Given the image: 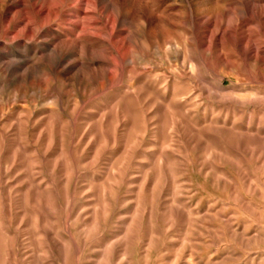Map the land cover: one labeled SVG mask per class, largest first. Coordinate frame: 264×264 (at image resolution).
I'll list each match as a JSON object with an SVG mask.
<instances>
[{"label": "rangeland", "instance_id": "1", "mask_svg": "<svg viewBox=\"0 0 264 264\" xmlns=\"http://www.w3.org/2000/svg\"><path fill=\"white\" fill-rule=\"evenodd\" d=\"M23 1L0 19V264H264V0Z\"/></svg>", "mask_w": 264, "mask_h": 264}, {"label": "bare ground", "instance_id": "2", "mask_svg": "<svg viewBox=\"0 0 264 264\" xmlns=\"http://www.w3.org/2000/svg\"><path fill=\"white\" fill-rule=\"evenodd\" d=\"M84 2L86 1L87 3H93L94 5H98L100 2H101V0H83ZM104 1V0H103ZM157 1V0H156ZM192 1H194V0H192ZM221 1H223V0H208V3H214V2H221ZM238 2H240V0H237ZM246 2L244 3L246 6H248V1L247 0H245ZM190 2V1H189ZM66 3V2H65ZM105 3V2H104ZM103 3V4H104ZM108 3V4H107ZM114 3V2H113ZM29 4V3H28ZM106 5L104 6V9L108 6V5H110V2H106L105 3ZM216 4V3H215ZM242 4V3H241ZM59 5V4H58ZM29 6V5H28ZM46 7V6H45ZM92 7V6H91ZM111 7V6H110ZM253 7V6H252ZM254 7H256V6H254ZM18 8H22V9H20V10H18V11H16ZM34 8V7H33ZM51 8V7H50ZM50 8H40V9H37V13L38 14H40V17L42 16V19H43V21H45V22H47V21H49L50 19H52V18H54V17H59V15H61L60 14V12H59V8H56V9H54V7L52 8V9H50ZM261 8H262V6H261ZM264 8V7H263ZM86 9V8H85ZM84 9V11H86ZM91 9V8H90ZM110 9V8H109ZM109 9H107V10H109ZM33 10V9H32ZM152 10V9H151ZM83 10H80V14H82V13H84V17H83V19H88V22H87V25H75L76 26V30L77 29H80V32L82 33V34H84L86 37L87 36H91V35H95V34H92L93 32L92 31H94L93 30V28L91 27V26H94V25H97L98 23H99V21L98 20H100L98 17H94L95 19H93L92 17H90V14H89V16H87L88 14L87 13H85ZM97 11H99V10H97ZM32 12V11H31ZM62 12V11H61ZM68 12V11H67ZM66 12V13H67ZM103 12H104V10H103ZM263 12V11H262ZM22 14L23 16L21 17L22 18V22L23 21H28V20H31V16H30V11L27 9V5L24 3V1L23 0H4L3 2H1V0H0V19H2L3 20V22H2V24L4 23L5 24V27L6 26H10V23L15 19V17H17L16 15L17 14ZM33 13V12H32ZM90 13V12H89ZM99 13V12H98ZM116 13V12H115ZM198 14V13H197ZM215 14H217V16H219V13H215ZM263 14V13H262ZM33 15V14H32ZM93 15V14H92ZM91 15V16H92ZM96 15H98V14H96ZM95 15V16H96ZM63 16V15H62ZM66 16H69V17H73L74 16V14H71V13H69V14H66ZM94 16V15H93ZM119 16V15H118ZM205 17L207 16L208 17V19H209V21L210 22H212L213 21V19H214V17H213V15H212V13H210V12H207L206 13V15H204ZM20 17V16H19ZM77 17V16H76ZM81 18V17H80ZM115 18V17H114ZM118 18V17H117ZM37 19V18H36ZM41 19V18H40ZM63 19V18H62ZM92 19V20H91ZM222 19V18H221ZM67 20V19H66ZM66 20H63V21H66ZM77 20H79L78 18H77ZM218 20V19H217ZM39 21V20H38ZM51 21V20H50ZM87 21V20H86ZM101 21V20H100ZM18 22H20V21H18ZM21 22V23H22ZM31 22V21H30ZM40 22V21H39ZM68 22L69 21H67V23H65V24H68ZM71 22H73V21H71ZM76 22V21H75ZM74 22V23H75ZM78 22V21H77ZM76 22V23H77ZM81 21H79V23H80ZM117 22V21H116ZM24 23H26L27 24V22H24ZM33 22H31V24H32ZM41 23V22H40ZM70 23V22H69ZM117 23H119V22H117ZM25 24V25H26ZM63 24H64V22H63ZM80 24H82V23H80ZM115 24V23H114ZM16 25V24H15ZM33 26H34V24H32ZM42 25V24H41ZM112 25V24H111ZM116 25V24H115ZM227 25V24H226ZM245 25V24H244ZM31 27V26H29V23L25 26V27ZM25 27H24V29H25ZM36 27V26H35ZM96 27V26H95ZM112 27H115V26H112ZM111 27V28H112ZM238 27H240V26H238ZM4 28V27H3ZM33 28V27H32ZM41 28V27H40ZM51 28V27H50ZM12 29V28H11ZM15 29V28H14ZM42 29V28H41ZM91 29H92V31H91ZM222 29V28H221ZM27 30V29H26ZM32 30V29H31ZM35 30V29H34ZM67 30V29H66ZM70 30V29H69ZM97 30V29H96ZM99 30H100V28H99ZM114 30H115V28H114ZM114 30H113V32H114ZM23 31V30H22ZM71 31V30H70ZM78 31V30H77ZM92 33H91V32ZM214 31V30H213ZM223 31V30H222ZM6 32V31H5ZM15 32V31H14ZM19 32V31H18ZM28 32V31H27ZM112 32V31H111ZM112 32V33H113ZM122 32V31H121ZM217 32H219V31H217ZM16 33H17V31H16ZM15 33V34H16ZM73 33V32H72ZM212 33V32H211ZM7 34V33H6ZM214 34V33H213ZM78 35V34H77ZM113 35V34H112ZM9 36V35H8ZM7 36V37H8ZM17 35H15V37H16ZM215 36H217V35H215ZM74 37V36H73ZM80 38V37H79ZM92 38V37H91ZM14 39H16V38H14ZM84 39V38H83ZM90 39V38H89ZM124 39V38H123ZM128 39V38H127ZM73 40V39H72ZM71 40V42H70V46H72V47H74L75 45L76 46H78V44L80 43L81 45H82V47L83 46H85L86 47V43H87V40H81L80 42H78V41H72ZM1 41V40H0ZM68 41H69V39H68ZM84 42H86V43H84ZM46 43V42H45ZM43 44V43H42ZM53 44V43H52ZM57 44V43H56ZM60 44V43H59ZM89 45V44H88ZM92 45V44H91ZM6 46V45H5ZM24 46V45H23ZM53 46H54V44H53ZM90 46V45H89ZM67 47V46H66ZM168 47V46H167ZM68 48V47H67ZM70 48V47H69ZM78 48V47H77ZM90 48V47H89ZM96 48V47H95ZM210 48H211V46H210ZM3 49V48H2ZM36 49H38V48H36ZM83 49V48H82ZM82 49H81V51H82ZM26 50V49H25ZM45 50V49H44ZM75 50V49H74ZM73 50V51H74ZM91 50V49H90ZM262 50V49H261ZM7 51V50H6ZM35 51V50H34ZM42 51V50H41ZM210 51V50H209ZM19 52V51H18ZM37 52V51H36ZM47 52V51H46ZM207 52V51H206ZM16 53V52H15ZM79 53V52H78ZM80 53H82V52H80ZM257 53V52H256ZM8 54V53H7ZM37 54V53H36ZM44 54V53H43ZM63 54H65L64 52H63V48L61 47V46H57L56 48H54L53 50H52V54H50V58H51V60H52V62L54 61V62H62L63 60H62V55ZM206 54V53H205ZM21 55H22V53H21ZM34 55H35V53H34ZM34 55H32V56H34ZM42 55V54H41ZM40 55V56H41ZM46 55V54H45ZM78 55H80V54H78ZM256 55V54H255ZM5 56V55H4ZM12 57H13V55H11ZM25 56V55H24ZM35 56H37V55H35ZM34 56V57H35ZM39 56V57H40ZM65 56V55H64ZM63 56V57H64ZM2 57H3V55H2ZM23 57V56H22ZM28 57H30V56H28ZM34 57H33V59H34ZM46 57V56H45ZM257 57V56H256ZM38 58V57H37ZM77 58V57H76ZM81 58V57H80ZM6 59V58H5ZM31 59V58H30ZM42 59H44V58H42ZM38 60V59H37ZM47 60H49V59H47ZM10 61V60H9ZM30 61V60H29ZM50 61V60H49ZM48 61V62H49ZM3 62V61H2ZM8 61H5L4 63H7ZM11 62V61H10ZM13 62H15V61H13ZM12 62V63H13ZM19 62V61H18ZM22 62V61H21ZM20 62V63H21ZM26 62H27V60H26ZM34 62V61H33ZM39 62H41V61H39ZM38 62V63H39ZM44 62V61H43ZM66 62V61H65ZM75 62V61H74ZM9 63V62H8ZM45 63V62H44ZM70 63V62H69ZM68 63V64H69ZM75 63H77V62H75ZM74 63V64H75ZM11 64V63H10ZM30 64V63H29ZM31 64H32V62H31ZM30 64V65H31ZM40 64V63H39ZM49 64H50V62H49ZM57 64V63H56ZM71 64H73L72 62H71ZM70 64V65H71ZM5 65V64H4ZM8 65V64H7ZM13 65V64H12ZM32 65H34V64H32ZM47 65V64H46ZM59 65V64H58ZM69 65V66H70ZM81 65V64H80ZM6 66V65H5ZM15 66V65H14ZM43 66V65H42ZM41 66V67H42ZM75 66V65H74ZM8 67H9V65H8ZM11 67V66H10ZM44 67V66H43ZM55 67V66H54ZM58 67V66H57ZM63 67H65V66H63ZM34 68H36V67H34ZM33 68V69H34ZM37 68H38V66H37ZM68 68V67H67ZM29 70V69H28ZM27 70V71H28ZM23 71H24V69H23ZM26 71V72H27ZM32 71V70H31ZM9 72H11L10 70H9ZM22 72V71H21ZM20 72V70H19V73H21ZM23 73V72H22ZM25 73V72H24ZM28 73H29V71H28ZM20 75H22V74H20ZM26 75V74H25ZM31 76V75H30ZM15 77V76H14ZM26 77V76H25ZM24 77V78H25ZM13 82V81H12Z\"/></svg>", "mask_w": 264, "mask_h": 264}]
</instances>
